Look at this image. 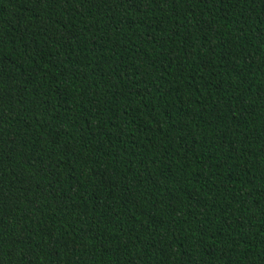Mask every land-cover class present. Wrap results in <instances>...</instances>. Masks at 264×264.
I'll list each match as a JSON object with an SVG mask.
<instances>
[{
    "label": "trees",
    "instance_id": "trees-1",
    "mask_svg": "<svg viewBox=\"0 0 264 264\" xmlns=\"http://www.w3.org/2000/svg\"><path fill=\"white\" fill-rule=\"evenodd\" d=\"M0 264H264V0H0Z\"/></svg>",
    "mask_w": 264,
    "mask_h": 264
}]
</instances>
